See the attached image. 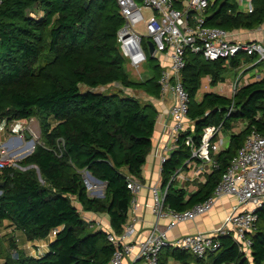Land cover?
Here are the masks:
<instances>
[{
  "label": "trees",
  "instance_id": "obj_1",
  "mask_svg": "<svg viewBox=\"0 0 264 264\" xmlns=\"http://www.w3.org/2000/svg\"><path fill=\"white\" fill-rule=\"evenodd\" d=\"M252 1L253 12L244 13L234 0H213L206 24L227 30L255 28L264 22V0ZM122 24L115 0H0V125L38 119L39 142L19 163L37 166L43 180L34 168L2 170L0 228L12 230L6 248L0 249V264H110L114 247L106 232L86 221L81 211L106 214L116 233L130 221L126 175L140 178L157 110L128 90L160 94L158 60L145 80L129 76L116 41ZM242 56L249 60L240 52L228 65L224 59L207 61L201 53L185 55L181 79L190 96L187 116L194 121L193 129L179 134L178 148L162 163V181L188 157L187 135L197 143L208 125L223 121V131H231L237 121L246 124L231 132L226 147L214 155L219 167L205 183L189 193L173 185L168 188L169 208L184 210L206 200L248 133L264 132V77L243 85L232 99L215 92L195 97L203 76L209 75L211 85H216ZM112 86L115 91L99 89ZM231 104L234 110L226 116ZM83 171L104 183L103 196L89 195ZM14 230L21 233L16 234L19 244ZM52 231L55 235L42 255L34 257L20 248L21 243L44 239ZM217 238L219 248L202 256L166 245L156 264H166L168 258L184 264H264V207L257 210L249 256L230 234ZM11 250L18 252L17 259Z\"/></svg>",
  "mask_w": 264,
  "mask_h": 264
},
{
  "label": "built area",
  "instance_id": "obj_2",
  "mask_svg": "<svg viewBox=\"0 0 264 264\" xmlns=\"http://www.w3.org/2000/svg\"><path fill=\"white\" fill-rule=\"evenodd\" d=\"M115 1L123 18V24L116 34V41L126 64L136 73L139 72L148 58V41L154 46L152 56L156 58L161 56L163 61L158 79L160 96L172 100L168 110L171 124H164V127L169 129L170 144L163 146L164 151L176 150L179 134L187 129H193L187 116L190 96L181 79V71L185 66V55L188 51L201 53L207 61L224 59L225 64L228 65L231 58L236 57L240 52L249 57L251 61H246L244 56L241 57L237 72L231 80L217 83L215 93L227 98L232 99L243 85L264 77V35L261 39H247L244 38V33L252 29L227 30L208 26L207 8L213 0ZM234 2L240 12H253L252 0H234ZM246 62L248 65L244 68L243 63ZM245 69H249L248 73L244 72ZM206 77L210 80L209 76ZM204 88H207V85H204ZM233 110L231 104L225 115L228 116ZM26 120L2 123L0 136L8 135V131H16L17 134L12 138L14 141H19L30 131L33 132L29 126L25 127ZM6 141L0 140V174L5 167L22 168L18 156L24 152H21V147L13 149V145L17 144L10 141L8 145ZM223 143V121L204 127L197 143L192 135L186 136L184 145L189 148L188 157L168 175L165 183L161 180L149 187L151 199L149 206L156 221L153 228L142 238L137 236L135 222L136 211L140 206L138 195L144 185L138 177L132 174L126 175V184L131 193L130 221L124 225L120 233L114 232L108 225L100 226L106 232L107 240L114 247L110 264L135 262L156 264L160 250L166 245L188 249L197 256H202L207 251L219 248L217 236L220 234H230L239 250L246 256L250 255V234L255 228L257 210L264 207V132L252 129L248 133L206 200L184 210H174L165 204V196L171 185L177 182L183 186L188 180L199 179L219 167L214 155L224 148ZM31 147L34 148L33 145ZM166 158L168 157L162 154L161 163ZM83 172L87 173V171ZM83 172L82 177H84ZM190 188L194 189V187ZM222 196H233L235 203L230 207L223 222L211 232H196L173 240L168 239V232L176 225L194 220L208 212ZM160 218L166 221L163 229L157 227ZM86 221L93 222V220ZM0 233H2L1 228ZM54 235L55 231H52L44 239L28 242L29 255L34 257L42 255L47 251L49 241ZM13 236L19 244L18 236L15 234ZM17 254L16 250H11L12 258L17 259Z\"/></svg>",
  "mask_w": 264,
  "mask_h": 264
},
{
  "label": "crops",
  "instance_id": "obj_3",
  "mask_svg": "<svg viewBox=\"0 0 264 264\" xmlns=\"http://www.w3.org/2000/svg\"><path fill=\"white\" fill-rule=\"evenodd\" d=\"M263 35H264V24L261 27L256 28L255 30L254 28H252L250 32L244 33V38L261 39ZM157 60L159 61L160 66L162 68L163 61L161 59V56L160 58H157ZM128 69H131V68L128 66ZM134 73H135L134 74L135 76L131 77V79L140 81V82L145 80L141 77V73L139 72L136 73L135 71ZM206 76H209V75H205L200 79L199 89L195 96L197 99H200L202 95L206 92H216L217 90V86H216L217 84L211 85V81L208 80ZM148 77L149 76H147V78ZM227 80H231V79L224 78L223 81H227ZM204 85H207V88H204ZM128 92L134 95H138L144 98L145 100L152 102L157 110L154 133L152 136L151 149L149 153L147 154L146 161L141 168V174L139 178L142 181L144 187L141 190L140 194L138 195L140 206L138 207L136 211L137 220L135 222V228L137 231V236L142 238L149 232V230L153 228L154 223L156 221V218L152 214L150 206H149L151 202L149 187L161 182L162 180V177H161L162 163L160 160L161 155L164 154L166 157H168L170 153L172 152L171 150L164 151L163 149V146L165 144H170L169 131H168L169 129L168 127L165 128L164 124L166 125L171 124V120H169V117H168V110H169V106L171 105L172 100L168 97L162 98L160 94L158 97H154V96L147 95L143 91L128 90ZM163 128H165V130H163ZM207 176L208 174L204 176L202 175V177H200L199 179H194L192 181L188 180V182H186L183 186H181L180 183L176 182L175 184H173V186L182 188L187 193L193 192L197 189L199 185L205 183ZM190 187H194V189ZM190 189L191 190L193 189V191H191ZM234 203H235V198L233 196H222L221 198H219V200L216 201L212 209L209 210L208 212L196 217L194 220L182 222L176 225L170 232H168V239L173 240L174 238H177V237H180L186 234H193L196 232H201V233L211 232L216 226H218L221 222H223L227 212L229 211L230 207ZM75 204L78 207V209L81 210L80 205L77 202H75ZM81 215L85 220H93L94 225L97 228H100L101 225L109 226L108 216L104 213H93V212L81 211ZM165 223L166 221L160 218L158 220L157 227L159 229H163L165 227ZM3 230H2L1 235H7V233L10 230H12V228H7ZM12 234L21 235V233L17 230L16 231L14 230ZM27 245H28V242L21 243L20 248L24 249L29 254ZM141 264H145V263L141 262ZM166 264H184V263H181L173 258H168ZM189 264H195V263L191 262Z\"/></svg>",
  "mask_w": 264,
  "mask_h": 264
},
{
  "label": "rangeland",
  "instance_id": "obj_4",
  "mask_svg": "<svg viewBox=\"0 0 264 264\" xmlns=\"http://www.w3.org/2000/svg\"><path fill=\"white\" fill-rule=\"evenodd\" d=\"M263 24H264V22L260 26H258V27H261ZM258 27H256V28H258ZM256 28H254V30ZM150 57L151 56H149V54H148L147 60L143 63V65L139 69V73H141V77L143 79H146L147 76H150L153 73L154 67L157 64H159L156 57L153 58V59L150 58ZM243 64H244L243 65L244 68L248 65L247 62L246 63H243ZM125 66H126L127 72L129 73V76L130 77H134L135 76L134 75L135 74L134 71L131 70V69H128L127 64H125ZM235 68L236 69L228 70L224 74V78H226V79H232L233 76L236 74L238 67H235ZM248 71H249V69H245L244 72L248 73ZM105 88L106 89H109V90H112V91H115L114 86L109 87V88L108 87H100L99 89L102 90V89H105ZM24 122H25V124H24L25 127H28L29 126L31 128V130L33 131V132L30 131V133H27L28 137L27 136H23L19 140L20 142L19 141H14L13 138H12V136L17 134L16 131H11V132L8 131V135H5V136L0 137V140L1 141H6L7 138L10 137L6 141L7 142L6 144L9 145L10 144V141H12L13 144H17L16 146L13 145V149L15 147H18V148L21 147V152H24V153L22 155L18 156V158H19L18 162L20 160H22L26 155H28L30 151H33L32 150L33 148H29V145L31 146L30 140L32 139L34 141V146H35V144L37 142H39V137H40L39 122H38V119L37 118L31 117V118L27 119ZM189 122H190V125L191 126L194 123V121H192V120H189ZM245 124L246 123L244 121H242V120L241 121H237V122L234 123L233 129L231 131H223V141H224L223 145H224V147H226V145H227V142H228V138H229L230 133L231 132H237V131H239L240 129H242L245 126ZM11 146H12V143H11ZM28 148H29V150H27ZM29 168L36 169L34 166H22V168H17V169L25 170V169H29ZM36 172H37V170H36ZM37 174H38L39 180L41 181V183H43V180L41 179L40 174L38 172H37ZM83 176H84L83 178H84V183H85L86 188L91 191L90 192L88 190V193H89L90 196H95V197L99 196V197H101V196L104 195V191H105V185H104V183L97 182V181H95L93 179H90L89 180V177H88L87 173H85V172H83ZM4 229H7V227H4ZM3 231H5V230H3ZM6 239H7V235H0V249H1V247L3 249L6 248V246H7ZM9 254L11 255V251L9 252Z\"/></svg>",
  "mask_w": 264,
  "mask_h": 264
},
{
  "label": "water",
  "instance_id": "obj_5",
  "mask_svg": "<svg viewBox=\"0 0 264 264\" xmlns=\"http://www.w3.org/2000/svg\"><path fill=\"white\" fill-rule=\"evenodd\" d=\"M85 4H87V2H85ZM148 49H149V55H150L151 57H153V56H152V53H153V51H154V46H153V44H152L151 41H148ZM26 136L28 137V135H26ZM30 143H31V145H33V147H34V141H30ZM30 153H31V152H30ZM30 153H29V154H30ZM35 167H36L37 172L39 173V169L37 168V166H35ZM87 173H88V176H89L90 178H92V179H94V180H96V181H98V182L103 183L102 181H100V180L94 178V177H93L88 171H87ZM2 185H3V181L0 182V186H2Z\"/></svg>",
  "mask_w": 264,
  "mask_h": 264
},
{
  "label": "bare ground",
  "instance_id": "obj_6",
  "mask_svg": "<svg viewBox=\"0 0 264 264\" xmlns=\"http://www.w3.org/2000/svg\"><path fill=\"white\" fill-rule=\"evenodd\" d=\"M29 148H32V147L29 145ZM29 148L27 150H29ZM89 180H90V178H89Z\"/></svg>",
  "mask_w": 264,
  "mask_h": 264
}]
</instances>
